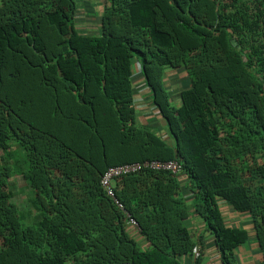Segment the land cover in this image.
<instances>
[{"label": "trees", "instance_id": "trees-1", "mask_svg": "<svg viewBox=\"0 0 264 264\" xmlns=\"http://www.w3.org/2000/svg\"><path fill=\"white\" fill-rule=\"evenodd\" d=\"M81 5L0 3V264H242L250 230L228 208L250 215L264 264V9L103 0L99 31L86 32ZM137 62L171 141L139 122ZM173 70L189 78L178 101ZM153 160L181 172L115 177L121 209L102 176Z\"/></svg>", "mask_w": 264, "mask_h": 264}, {"label": "crops", "instance_id": "crops-1", "mask_svg": "<svg viewBox=\"0 0 264 264\" xmlns=\"http://www.w3.org/2000/svg\"><path fill=\"white\" fill-rule=\"evenodd\" d=\"M81 2V6L79 9H86L89 7L90 9L94 10L97 6L100 8V14L98 16L97 22H93L92 20L84 22V30L86 32H92V31H99L100 22L99 18L102 14V7H103V0H100L96 4L94 3V0H78ZM246 4L249 5V10L252 12L251 16L253 19H256V16H260L258 14L260 10L264 9V0H245ZM86 11V10H85ZM260 20H263V15H261ZM82 23L81 20L78 21V24ZM92 23V24H88ZM135 73H134V81L136 82V86L139 88V90L135 93L136 100L134 102L135 108L137 110V116L139 119V122L158 129L160 131V134L167 138L168 141H171L170 135H168L167 126L163 123L162 119H160L159 114L157 111L149 109V105L151 104V101L149 100V93L147 92V86L145 85V81L141 72V67L139 62L135 64ZM170 76L168 77L170 81V86L172 85L174 88V99L175 101H178V97L180 95V90L189 82L188 75L185 72L178 73L177 71L173 70L170 71ZM183 179V178H182ZM226 206V205H225ZM227 207V206H226ZM228 208V207H227ZM228 213L225 215L226 220L232 224H235L237 226H241L243 228L250 230V239L249 241L244 244L240 248V260L242 264H255L261 257V251L259 249V244L256 239L254 225L252 223L251 217L247 213H238L235 211H232L230 208H228ZM189 225L193 229H200V232L204 229V222L201 218L198 216H195L192 218V220L189 221ZM199 232V233H200ZM212 250V248H209Z\"/></svg>", "mask_w": 264, "mask_h": 264}, {"label": "built area", "instance_id": "built-area-1", "mask_svg": "<svg viewBox=\"0 0 264 264\" xmlns=\"http://www.w3.org/2000/svg\"><path fill=\"white\" fill-rule=\"evenodd\" d=\"M1 105V100H0ZM143 169H151V170H164V171H170L173 174H179L181 172L180 164L176 160L171 161H145V162H134V163H127L115 167H110L102 176V185L106 189L107 193L113 197L114 200H116V196L114 193V187L112 186L111 182L115 177H119L122 174H129L141 171ZM116 202L119 204V206L123 208V205L116 200ZM127 217L129 218V221L134 226H138L137 221L131 217L129 213H127Z\"/></svg>", "mask_w": 264, "mask_h": 264}, {"label": "rangeland", "instance_id": "rangeland-1", "mask_svg": "<svg viewBox=\"0 0 264 264\" xmlns=\"http://www.w3.org/2000/svg\"><path fill=\"white\" fill-rule=\"evenodd\" d=\"M0 3H1V0H0ZM86 9L89 11L88 13H85L87 17L85 21L92 20L93 22H97L98 16L100 14V8L97 6L94 10L90 9L89 7H87ZM86 9L84 10L81 9V10L85 11ZM79 18H81V16ZM88 24H92V23H88ZM154 129L158 131V129L156 128ZM12 180H14V183H15V185H13L12 187L13 191L15 192L14 200L17 202V204L19 205L21 209H25V206L30 205V203L28 202V198H29L28 196L30 195L31 189L26 184V181L20 176H17L13 178Z\"/></svg>", "mask_w": 264, "mask_h": 264}, {"label": "clouds", "instance_id": "clouds-1", "mask_svg": "<svg viewBox=\"0 0 264 264\" xmlns=\"http://www.w3.org/2000/svg\"><path fill=\"white\" fill-rule=\"evenodd\" d=\"M112 199H113V197H112ZM116 199V198H115ZM114 200V199H113ZM117 200V199H116ZM116 200H115V202H116ZM119 201V200H118ZM120 202V201H119ZM117 203V202H116ZM118 204V203H117ZM118 206H119V204H118ZM120 207V206H119ZM121 208V207H120ZM123 208H124V206H123ZM122 209V208H121Z\"/></svg>", "mask_w": 264, "mask_h": 264}]
</instances>
